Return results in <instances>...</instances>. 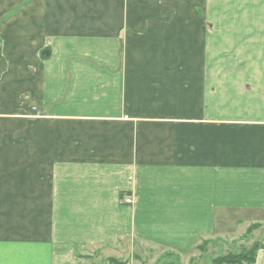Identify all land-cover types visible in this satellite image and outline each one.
<instances>
[{
  "label": "crops",
  "instance_id": "crops-1",
  "mask_svg": "<svg viewBox=\"0 0 264 264\" xmlns=\"http://www.w3.org/2000/svg\"><path fill=\"white\" fill-rule=\"evenodd\" d=\"M222 211L264 225V0H0V264L188 255Z\"/></svg>",
  "mask_w": 264,
  "mask_h": 264
},
{
  "label": "rangeland",
  "instance_id": "rangeland-1",
  "mask_svg": "<svg viewBox=\"0 0 264 264\" xmlns=\"http://www.w3.org/2000/svg\"><path fill=\"white\" fill-rule=\"evenodd\" d=\"M248 215L249 214L243 212L225 213L222 211L221 215L219 214L220 217L217 218V222L219 224L217 234L215 233L214 237L210 238L211 240H209L206 245H204V248H196L188 255L181 256L179 254V264H211V259L220 254L232 251L240 252L242 249L249 248L253 243L264 245V225H255L251 228L250 226L252 224L249 222ZM262 215L254 214L253 217L255 219H260V221H264V216ZM249 228L251 229L249 230ZM110 250H103V254H101V256L97 254L94 257V260L91 262H93V264L95 262L98 263L108 254H116V251ZM130 250L131 251H129V253L124 255V258H131L133 264H141L142 261V264H165L167 261L175 260V258L169 256L158 262V258H160L165 253H161L162 249L160 248H155V252L144 249L142 254L133 247ZM132 253L137 257L138 255H142V261L134 258L135 256L132 257Z\"/></svg>",
  "mask_w": 264,
  "mask_h": 264
},
{
  "label": "trees",
  "instance_id": "trees-1",
  "mask_svg": "<svg viewBox=\"0 0 264 264\" xmlns=\"http://www.w3.org/2000/svg\"><path fill=\"white\" fill-rule=\"evenodd\" d=\"M257 223L252 224L250 227H254ZM249 228V230L251 229ZM209 240H203L201 244L197 246V248L202 249L204 245ZM263 244L253 243L249 248L242 249L240 252H228L224 254H220L216 257L211 259V264H253L256 260L257 252L260 248H262ZM172 256L175 258L174 261H167L165 264H179L180 256L179 254L173 251L165 252L160 258H158V262L163 260L166 257ZM106 262L107 264H127L128 259H123L116 256H107L102 258V260L98 263L94 264H101ZM93 264V262H91ZM89 263V264H91Z\"/></svg>",
  "mask_w": 264,
  "mask_h": 264
},
{
  "label": "built area",
  "instance_id": "built-area-1",
  "mask_svg": "<svg viewBox=\"0 0 264 264\" xmlns=\"http://www.w3.org/2000/svg\"><path fill=\"white\" fill-rule=\"evenodd\" d=\"M123 202L126 203V204H131L133 203V199L131 196H126L124 199H123Z\"/></svg>",
  "mask_w": 264,
  "mask_h": 264
}]
</instances>
